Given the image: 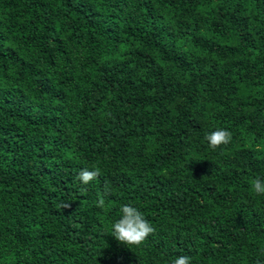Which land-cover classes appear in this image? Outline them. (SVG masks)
Listing matches in <instances>:
<instances>
[{
    "label": "trees",
    "instance_id": "trees-1",
    "mask_svg": "<svg viewBox=\"0 0 264 264\" xmlns=\"http://www.w3.org/2000/svg\"><path fill=\"white\" fill-rule=\"evenodd\" d=\"M257 177L264 0H0V264H264Z\"/></svg>",
    "mask_w": 264,
    "mask_h": 264
},
{
    "label": "clouds",
    "instance_id": "clouds-1",
    "mask_svg": "<svg viewBox=\"0 0 264 264\" xmlns=\"http://www.w3.org/2000/svg\"><path fill=\"white\" fill-rule=\"evenodd\" d=\"M205 139L209 147L213 150L226 146L232 141V133L225 129H217L216 131L206 133ZM256 149L262 150V146L257 144ZM100 175L99 169L89 170L82 169L76 176V179L83 185L87 186L96 180ZM252 190L258 195H264V178L257 177L251 181ZM110 194L108 187L104 189V194L100 195L97 200V206L105 207L104 196ZM71 208V204L65 205ZM121 218L112 224V236L121 244L130 247H140L145 244L148 238L154 234V226L145 218L144 214L136 207L131 205H123L120 209ZM172 264H193L190 256H177Z\"/></svg>",
    "mask_w": 264,
    "mask_h": 264
}]
</instances>
